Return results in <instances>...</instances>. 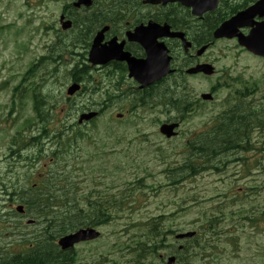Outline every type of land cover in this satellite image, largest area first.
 Returning a JSON list of instances; mask_svg holds the SVG:
<instances>
[{"label": "rangeland", "instance_id": "1", "mask_svg": "<svg viewBox=\"0 0 264 264\" xmlns=\"http://www.w3.org/2000/svg\"><path fill=\"white\" fill-rule=\"evenodd\" d=\"M56 1L0 0V245H16L19 251L22 249L21 235H30L34 229L40 230L42 227L40 225L34 228L25 227L28 218H20L14 207L12 208L16 196L11 197L5 191L6 182L16 171L21 174L19 181L15 183L18 186H28L38 173L37 166L28 169L26 161H18L19 158L15 159L10 152V149L16 152L17 147L22 145L21 143L10 148L11 137L16 133L17 125L25 117L34 115L31 96L28 94L26 97H18L14 104L13 88L22 80L25 71L44 53L42 49L44 39L37 31V23L43 11L53 13L52 11L61 7ZM221 50L227 52L219 53L216 57L218 75L212 79L193 80L190 88L193 95L199 97L202 92H208L211 85H221L224 77L226 82L214 103L196 105L187 115L178 137L167 139L162 136L158 124L180 116L177 110H163L154 104L151 108H140L137 112L130 113L126 111L127 100L112 103L96 124H88L86 129H92L94 136L99 137L96 140L100 145L106 143L105 150L109 152L106 159L110 166L118 167L108 175L109 178H115L120 184V178L129 181L136 177L135 172H141V176L146 173L145 187L154 185L153 189H146L150 197L145 200L143 207L139 206L132 216L130 215V219L146 220L151 216L163 215L162 220H166L168 225L174 228L183 231L192 227L197 228L200 248L208 244V241L211 246L205 248L204 255L200 254L195 258L197 259L195 264H264V152L258 151L264 145V131L252 134L250 146L256 147L251 152L255 153L253 165L256 162L255 166L250 165L253 167L252 171L244 174L245 165L232 161L227 167L223 166L219 170L207 169L193 179L182 180L176 184H171L174 176H168L167 164L169 162L179 164L184 159L182 149L184 142L192 133L200 131L202 124L211 121L212 116L217 114L215 111L219 112L218 98L222 99L229 90L240 88L247 82L252 83V80L261 83L264 94V60L243 51L235 41H219L217 51ZM69 52L70 50L65 53V60L59 65L57 72L45 75L47 67L41 66L30 81L34 86L43 84L41 89L44 96L43 107L52 115L49 118L52 123L47 126L51 127V130H57L58 122L61 121L65 122L69 129H75L79 114L85 110L82 108L85 104L91 103V106L93 102L105 101L108 92L114 94L118 92L113 88V80L109 82L100 76L98 70H92L89 74L93 78L87 84L90 85L92 82L93 87V82L101 80L99 91L91 92L92 97L86 93H78L72 101H67L66 89L74 80L72 69L77 61L81 60L70 57ZM28 83L29 80L25 82ZM161 93V91L155 93L156 99L160 100V95L163 97ZM262 94L251 97L250 101L254 105H259L264 101ZM120 111H125V116L118 120L116 113ZM41 126L40 120L37 119L29 131L24 132L39 136ZM123 136L125 142L122 140ZM118 137L121 139L119 145ZM47 145H50L49 142ZM127 145L131 149L126 153L127 156H124L123 146L126 150ZM37 148L36 145H29L22 154L26 157L27 153H33ZM118 149L121 154L118 153ZM130 154H132L130 158H135L137 163L142 164L124 171L125 161L127 158L130 159L128 157ZM163 159L169 160L163 164ZM37 165L40 166L39 163ZM145 166L147 172L144 171ZM254 183L260 184V189L245 194L248 187ZM216 215L220 217L219 222L207 231L209 225L205 224L206 219ZM249 216L258 217L260 221L252 225L248 220ZM19 223L24 226L20 228ZM128 223L130 222L127 220H116L109 225L101 226L99 229L103 236L99 240L82 243L76 247L75 263L115 264L116 260L118 262L128 260L125 256L128 251L122 252L120 249L124 239H128L134 231L125 230ZM184 243L186 246V242ZM162 244L161 253L171 254L174 247L175 252L178 251L185 257L186 248L179 251L180 244L169 241H163ZM152 262L159 264L158 259ZM179 264H182V261Z\"/></svg>", "mask_w": 264, "mask_h": 264}, {"label": "trees", "instance_id": "2", "mask_svg": "<svg viewBox=\"0 0 264 264\" xmlns=\"http://www.w3.org/2000/svg\"><path fill=\"white\" fill-rule=\"evenodd\" d=\"M245 85L243 89L250 88L247 83ZM256 86L257 84H252V87ZM22 89L24 92L28 91L22 85L14 88L13 102L16 101V94L20 93ZM242 93L243 91L239 92V96L237 92L230 94L225 99V104L220 108L219 113L214 115V123L207 124L199 133L195 131L184 142L182 146L183 161L179 164H172L173 162L167 164L168 176H174L171 184L193 179L204 170H219L228 165L232 150H239L244 145H249L253 128L264 127V101L259 105L248 103ZM43 97L39 88L36 89L33 94L34 115L25 117L17 125L10 145L12 148L13 145L22 143L17 147L16 152L10 149L11 155L15 159L19 158L18 161H26L28 169L37 166L42 174L34 176V179L37 180L33 185L26 187L15 184L21 177L20 172L16 171L6 182V186L4 184L6 193L11 197L15 195V200L25 205L28 216L35 220L34 225H25V227L34 228L40 225L42 229H34L33 235L29 237L21 235V251L16 245H0V264L67 262L62 260L64 253L59 251L55 244L58 238L81 228L108 225L116 220H127L130 223L125 230L134 229V231L128 239H124L120 246L121 251H128L125 253L128 260L124 262L116 260L115 264H148L147 261L151 251H154L152 246L155 242L162 243L167 235L174 236L177 232L182 231L168 225L166 220H162L164 219L163 215L151 216L146 220L130 219V215L132 216L139 206L143 207L145 200L150 197L146 189H153L154 185L145 187L147 185L145 182L146 173L141 176V172L135 171H133L136 173L134 179L126 181L120 178V184L115 178H109L108 175L118 167L109 165V161L106 159L109 154L105 150L106 143L100 145L96 140L99 137H95L92 130H84L80 127L69 129V126L63 121L59 123L57 130L47 128L50 121L48 111H45L42 105ZM231 97L236 100L229 101ZM169 101L172 103L173 109L180 110L178 102ZM37 119L42 125L41 130L39 129L41 132L39 136L25 134L24 131L31 128ZM47 139L50 145L44 147ZM122 140L125 142L124 136ZM120 143L121 139L118 137L117 144ZM29 145H36L38 148L25 158L22 153ZM123 148V155L127 156L126 153H129L131 148L128 145L126 150L124 146ZM251 148L252 150L256 149L255 145H251ZM261 150L264 152V145L258 151ZM117 151L122 153L120 149ZM132 154L128 157L130 158ZM168 160L163 159V164H166ZM241 162L245 165L244 174L247 171H252L253 167L250 165L255 166L256 164L255 162L253 165V159L249 156L244 157ZM38 163L40 166L37 165ZM141 164L142 162L137 163L135 158H127L124 171L131 170ZM144 171L147 172L146 166ZM260 187V184L254 183L248 187L245 194H250L248 191L259 190ZM115 188L120 189L115 190ZM245 194L242 195L245 196ZM219 220L220 217L217 215L207 218L205 223L209 225L207 231L214 228ZM248 220L252 225H256L260 221L258 217L251 216ZM22 225L19 223L20 228L24 226ZM195 229L197 234L186 239L185 257L178 251L175 252L173 249L171 251V254H176L180 261H184V264H195L197 260L195 258L200 254L204 255L205 248L211 246L208 241V244L200 248L199 231L197 228H191V230ZM117 248L119 249L118 246Z\"/></svg>", "mask_w": 264, "mask_h": 264}, {"label": "flooded vegetation", "instance_id": "3", "mask_svg": "<svg viewBox=\"0 0 264 264\" xmlns=\"http://www.w3.org/2000/svg\"><path fill=\"white\" fill-rule=\"evenodd\" d=\"M77 1L57 0L56 2L61 5L59 9L52 11L53 13L42 12L40 26L49 28V31L54 34L53 40L47 42L46 47L70 50L68 53L70 57L81 59L76 63L79 75L86 70L96 69L109 82L118 81L120 85H117V88L130 96L138 94L139 91L152 92L155 86L141 90L134 78L130 77L129 64L121 59L91 66L88 54L100 32H103L99 42L100 47L108 46L113 41L120 48L121 52L118 51L120 56L129 54L136 59L147 58V50L140 40L146 38L147 31H144L140 37L134 35L139 27H145L153 21L160 26L168 25L172 31L184 33V40L168 35H162L157 39L159 43L166 46L171 56V65L175 69L171 76L160 83H166L172 79L178 82V87L182 90H190V83L193 80L206 78V76L202 73L190 74L189 69L204 63L215 65L219 53L227 52L217 51L218 41L221 39L215 38L216 30L224 22L239 17L235 29L247 34L252 27V24L248 23L260 22L264 16L262 0H218L214 9H207L212 6V1H208L197 6L196 10L200 11V14H195L192 7H186L179 2L153 5L145 3L144 0H92L90 5L77 6ZM67 21L71 22L72 26L63 29V23ZM226 39L223 38V40ZM231 40L234 41L236 38ZM188 42L189 45L186 46ZM203 48H205L204 51H202ZM57 55L60 57V54ZM62 56L59 61L64 60L65 54ZM216 72H218L217 67ZM219 87V84L211 85L209 91L216 93ZM189 104L193 107L198 105L199 101L192 98ZM129 110L130 107L126 108V111ZM124 112L120 111V113ZM75 249L61 251L65 254L62 260L74 264Z\"/></svg>", "mask_w": 264, "mask_h": 264}, {"label": "water", "instance_id": "4", "mask_svg": "<svg viewBox=\"0 0 264 264\" xmlns=\"http://www.w3.org/2000/svg\"><path fill=\"white\" fill-rule=\"evenodd\" d=\"M152 3H159L161 1L166 2L167 0H147ZM186 5H193L194 7H197L198 5L205 4L208 1H212V4H215L217 0H180ZM86 4L90 5L91 0H80L77 4ZM234 21H229L223 24L215 33L216 37H233L235 36V33L232 32L231 25ZM154 26V27H153ZM148 32H145L146 38L142 39L143 44L147 48L149 52V57L145 60H135V59H129V67H130V75L134 76L136 79H138L142 83V87L148 86L151 83H153L156 80L161 79L163 76H166L172 70L170 69V57L167 55V51H165V47L163 45L157 44V38L159 36L163 35V32L160 31L159 26H155V24H151ZM148 30V28H146ZM147 33H149V38H147ZM171 36H180L181 34L177 33H168ZM102 34H99L98 37L95 40V48L92 49L90 54V60L93 63H103L106 60L112 58H115L117 48L115 44L110 43V46L98 48V43L100 41ZM239 42L243 46H245L250 51L264 56V22L258 26L257 29L253 30L251 32L250 36H243L240 34ZM160 49H164L163 52H160ZM199 70H202L208 74H211L213 72V68L210 65H201L200 67L196 69L190 70V72H197ZM80 89L79 85H73L69 88L68 93L73 94L77 90ZM204 98L209 99L212 98L211 94L204 95ZM96 112H90V113H84L81 115L79 122H83L84 120H89L96 116ZM178 124H164L161 127V132L165 134L167 137H171L175 135L174 128ZM18 211L23 212V207L19 206L17 208ZM194 232H188V233H182L177 235V238H186V237H192L194 236ZM97 236H99V233L95 229H81L75 233H72L70 235H67L63 237L60 241V244L63 246V248H68L74 245V243L82 240L87 239H94ZM176 261L175 257H170L168 260V264H174Z\"/></svg>", "mask_w": 264, "mask_h": 264}]
</instances>
